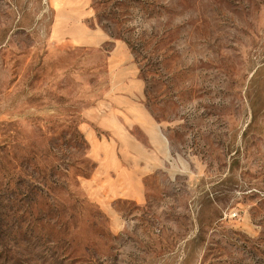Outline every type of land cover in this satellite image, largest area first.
Wrapping results in <instances>:
<instances>
[{
    "label": "rangeland",
    "instance_id": "obj_1",
    "mask_svg": "<svg viewBox=\"0 0 264 264\" xmlns=\"http://www.w3.org/2000/svg\"><path fill=\"white\" fill-rule=\"evenodd\" d=\"M0 264H264V0H0Z\"/></svg>",
    "mask_w": 264,
    "mask_h": 264
},
{
    "label": "crops",
    "instance_id": "obj_2",
    "mask_svg": "<svg viewBox=\"0 0 264 264\" xmlns=\"http://www.w3.org/2000/svg\"><path fill=\"white\" fill-rule=\"evenodd\" d=\"M83 32H84V36H83L82 39L86 42V44H89V45L93 44L94 45V44L98 43L96 41H99V42L101 41V37L100 36H102V35H99V33H95V31H90V30H88L86 28L83 29ZM120 152L121 151L118 148L117 155L119 157V161H121L120 156H119ZM117 164H119V163H117Z\"/></svg>",
    "mask_w": 264,
    "mask_h": 264
},
{
    "label": "trees",
    "instance_id": "obj_3",
    "mask_svg": "<svg viewBox=\"0 0 264 264\" xmlns=\"http://www.w3.org/2000/svg\"><path fill=\"white\" fill-rule=\"evenodd\" d=\"M111 35L114 37V34L113 33H111Z\"/></svg>",
    "mask_w": 264,
    "mask_h": 264
}]
</instances>
